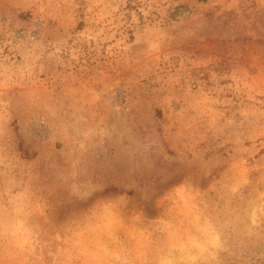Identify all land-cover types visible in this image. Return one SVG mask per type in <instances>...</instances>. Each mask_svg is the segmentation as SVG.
Returning <instances> with one entry per match:
<instances>
[{"label": "rangeland", "instance_id": "obj_1", "mask_svg": "<svg viewBox=\"0 0 264 264\" xmlns=\"http://www.w3.org/2000/svg\"><path fill=\"white\" fill-rule=\"evenodd\" d=\"M0 264H264V0H0Z\"/></svg>", "mask_w": 264, "mask_h": 264}, {"label": "bare ground", "instance_id": "obj_2", "mask_svg": "<svg viewBox=\"0 0 264 264\" xmlns=\"http://www.w3.org/2000/svg\"><path fill=\"white\" fill-rule=\"evenodd\" d=\"M251 220H253V218L251 217Z\"/></svg>", "mask_w": 264, "mask_h": 264}]
</instances>
